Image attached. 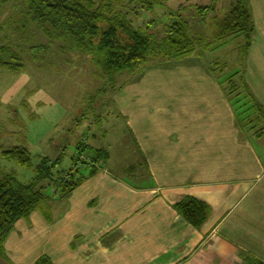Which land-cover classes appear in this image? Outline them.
<instances>
[{
	"label": "crops",
	"instance_id": "obj_1",
	"mask_svg": "<svg viewBox=\"0 0 264 264\" xmlns=\"http://www.w3.org/2000/svg\"><path fill=\"white\" fill-rule=\"evenodd\" d=\"M256 16L241 67L264 108V17ZM212 52L153 61L113 95L125 122L118 167H107L109 154L52 200L50 220L39 211L20 220L5 245L13 264L43 256L53 264H264V119L245 122L246 108L255 110L245 95H228ZM186 198L211 208L199 228L176 210Z\"/></svg>",
	"mask_w": 264,
	"mask_h": 264
},
{
	"label": "rangeland",
	"instance_id": "obj_2",
	"mask_svg": "<svg viewBox=\"0 0 264 264\" xmlns=\"http://www.w3.org/2000/svg\"><path fill=\"white\" fill-rule=\"evenodd\" d=\"M159 1L162 3L151 11L141 10L140 5L134 4L132 8L137 12H132L130 17L133 25L143 29L152 27L151 32L159 33L167 24L179 20L178 15L182 12L192 24L190 33L208 37L209 43L213 41L216 23L224 19L234 2L218 0L215 11L207 10L203 13L205 18H199V6L210 7L213 0ZM129 2L126 0L128 6ZM25 7L24 0H11L0 12V45L17 49L24 64V70L18 73L0 68V177L13 174L23 184L34 178L33 169L19 167L2 158L3 151L15 147H26L35 166L41 157L55 162L63 154L56 172L61 171L64 175L77 168L73 160L77 156L78 167L88 172L92 153L96 154L92 148H104L110 154L107 167L110 165L114 171L118 167L115 157L124 151L125 122L116 117L113 95H120L126 82L134 80L138 74H103L91 57L67 51L65 40H52L36 25L25 24L22 16ZM250 9L255 28L252 46L257 35L254 16L257 18L259 13L264 17V0H250ZM5 23H8L6 28ZM244 43L240 36L224 44H214L209 50H214L209 57L216 62L217 74L224 73L229 79L234 76L230 86L224 84L226 92L231 95H246L244 84L246 80L248 84V75L246 67L242 68L241 64L245 63L250 49L244 53ZM248 88L252 93L251 87ZM258 112L257 109L253 115L246 116L245 122L257 123ZM100 144L103 147H99ZM46 192L54 196V186L47 185Z\"/></svg>",
	"mask_w": 264,
	"mask_h": 264
},
{
	"label": "trees",
	"instance_id": "obj_3",
	"mask_svg": "<svg viewBox=\"0 0 264 264\" xmlns=\"http://www.w3.org/2000/svg\"><path fill=\"white\" fill-rule=\"evenodd\" d=\"M10 1L0 0V12ZM24 1L26 7L22 16L24 15L26 20L25 24L30 22V25H36L52 40H65L67 51L91 57L97 68L108 76L124 72L140 74L153 61L185 59L209 51L214 44H224L225 41L240 36L244 38L243 52L247 54L255 30L250 0H233L228 14L220 23H216V32L210 43L207 41L208 37L190 33L192 24L183 17L182 12L178 15L179 20L167 24L159 33L151 32L152 27H135L130 17L132 12L137 11L132 6L138 4L139 9L151 11L162 3L159 0H130L129 6L126 0ZM216 1L218 0H213L210 7L199 6L197 17L205 18L204 12L215 11ZM7 25L8 23H5L4 27ZM15 27L17 28V23ZM0 68L12 73L23 71L24 64L20 52L8 45H0ZM231 78L227 85L230 84ZM232 85L236 89L235 84ZM245 86V98L250 100V107L258 109L260 117L264 119V108L253 101V94L247 84H244ZM249 111L250 108L247 107L245 113L248 117ZM80 147L79 145L78 151L81 154ZM92 149L96 154L92 153V163H88V166H91L89 171L85 172L78 167L77 156L73 159L77 168L66 175L61 171L56 172L63 160V154L55 162H51L48 157H41L39 164L35 166L26 147H15L1 153L4 160L22 168L33 169L35 174L26 184L20 183L13 174L0 177V264H12L5 245L20 220H29L35 211L50 220L52 200L70 195L103 167L109 158L108 151L104 148ZM47 185L54 186V196L47 194ZM176 210L197 228L201 227L211 214L210 206L195 198L184 199L176 205ZM35 264L53 262L49 257L43 256Z\"/></svg>",
	"mask_w": 264,
	"mask_h": 264
}]
</instances>
